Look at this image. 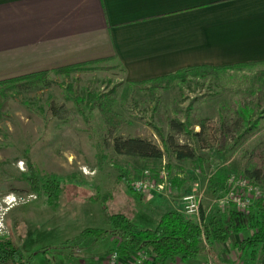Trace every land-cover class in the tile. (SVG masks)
<instances>
[{"label": "rangeland", "instance_id": "rangeland-1", "mask_svg": "<svg viewBox=\"0 0 264 264\" xmlns=\"http://www.w3.org/2000/svg\"><path fill=\"white\" fill-rule=\"evenodd\" d=\"M111 65L97 63V70L73 73L51 70L39 82L8 92L0 115V209L14 200L15 205L3 215L0 237L32 255L29 264H60L83 245L85 228H107L109 214L123 213L140 227L154 228L157 217L146 198L166 196L174 202L188 192L203 194L204 210L234 213L247 234L250 208L221 211L213 197L223 192L213 196L207 187L220 166L228 176L245 175L249 152L264 147V84L251 80L257 68L228 71L217 79L189 77L169 89L133 93ZM112 88L114 129L98 103ZM172 119L184 122V130L175 132ZM196 119H206L204 140L191 134L200 130L192 123ZM168 135L193 146L197 159L177 160L165 144ZM118 136L149 139L163 156L118 154L113 149ZM146 169H165L181 182L164 194L133 191L131 179ZM49 178L58 182L54 192L40 187ZM254 181L261 192L258 200H264V178ZM108 238H98L103 241L93 246L105 245ZM261 254L243 259L259 262Z\"/></svg>", "mask_w": 264, "mask_h": 264}, {"label": "crops", "instance_id": "crops-1", "mask_svg": "<svg viewBox=\"0 0 264 264\" xmlns=\"http://www.w3.org/2000/svg\"><path fill=\"white\" fill-rule=\"evenodd\" d=\"M101 58H113L126 83L195 65L264 61V0H0V80ZM162 197L146 198L157 218L181 210L180 199L165 209L171 202ZM241 235L204 243L186 263L130 254H145L144 264H264V254L243 259L251 256L238 248ZM112 238L95 247L101 240L86 238L60 264H105Z\"/></svg>", "mask_w": 264, "mask_h": 264}, {"label": "trees", "instance_id": "trees-1", "mask_svg": "<svg viewBox=\"0 0 264 264\" xmlns=\"http://www.w3.org/2000/svg\"><path fill=\"white\" fill-rule=\"evenodd\" d=\"M113 58H101L80 63H75L60 68H56L57 73H73L82 71H94L99 67L97 63H110ZM115 68V65H111ZM104 68V67H103ZM107 67H105L106 69ZM257 68L251 80L256 84H264V61L235 63L224 66L195 65L178 69L174 72L151 77L139 81H130L128 85L133 93L147 90L154 93L158 90L169 89L176 83L185 82L189 77L217 79L220 74L232 70H245ZM48 70L33 72L22 76L0 80V115L8 97V92L14 88L34 84L43 79ZM259 87V86H258ZM262 93V91H259ZM115 99V89L99 98V106L103 112L110 129H114L115 122L111 112V107ZM115 117V116H114ZM193 125L199 127V131L191 134L202 137L206 129V119L192 120ZM170 127L175 132L184 130L185 124L177 119L169 122ZM112 131V130H111ZM165 144L170 148L177 160L197 159L195 148L186 143H179L174 135L165 138ZM113 149L118 154L136 156L139 158L160 159L163 151L151 140L139 136L114 137ZM244 174L253 179L264 178V147H255L249 152L243 164ZM178 176L172 177V184H180ZM228 177V169L224 166L218 167L209 177L208 186L213 196H217L225 189ZM33 187H38L33 181ZM40 187L45 192H54L58 187V182L49 178L41 182ZM36 190V189H35ZM234 213L228 215L220 211L206 212L200 208V223L183 215L178 210H168L157 218L154 228H144L132 222L123 213H112L108 216L107 228L88 227L80 236L83 238H101L110 235L113 237L115 249L120 257L125 259L132 252H143L153 257L159 263L175 262L179 258L180 262L186 263L196 259L203 253L204 243L220 244L227 242L232 234L242 233L243 227L235 217ZM247 217V231L241 235L238 248L243 252L254 254L256 251L264 254V200H257L251 207ZM32 255L25 254L16 247L7 236L0 237V264H29Z\"/></svg>", "mask_w": 264, "mask_h": 264}, {"label": "built area", "instance_id": "built-area-1", "mask_svg": "<svg viewBox=\"0 0 264 264\" xmlns=\"http://www.w3.org/2000/svg\"><path fill=\"white\" fill-rule=\"evenodd\" d=\"M169 172L165 169H146L142 174L133 178L130 181V188L136 192L143 193H156L164 194L167 193L172 188V179ZM261 192L258 188L257 183L243 175L230 174L227 177L225 184V189L219 197H215L213 202L221 211L227 210L229 207H233L238 211L244 212L253 205L254 201L259 199ZM8 200V195L5 196L4 201L6 203ZM182 208L180 212L191 218L195 219L200 223V208H201V195L196 192H188L182 195ZM15 205V200L12 202H7L2 209H0V232L4 230L3 228V215L6 210ZM120 255L116 249L112 250L105 257V264H118ZM146 255L140 254H129L125 257V264H144ZM203 264H214L211 259H207Z\"/></svg>", "mask_w": 264, "mask_h": 264}]
</instances>
